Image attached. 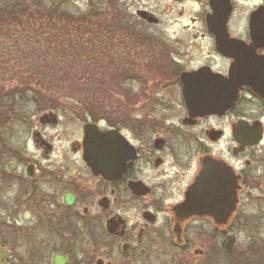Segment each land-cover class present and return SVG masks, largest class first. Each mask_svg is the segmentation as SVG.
<instances>
[{
  "label": "flooded vegetation",
  "instance_id": "1",
  "mask_svg": "<svg viewBox=\"0 0 264 264\" xmlns=\"http://www.w3.org/2000/svg\"><path fill=\"white\" fill-rule=\"evenodd\" d=\"M98 1L78 130L0 72V264H264V0Z\"/></svg>",
  "mask_w": 264,
  "mask_h": 264
},
{
  "label": "trees",
  "instance_id": "2",
  "mask_svg": "<svg viewBox=\"0 0 264 264\" xmlns=\"http://www.w3.org/2000/svg\"><path fill=\"white\" fill-rule=\"evenodd\" d=\"M101 10L105 12H94V20H89L85 16L68 17L66 10L61 9L55 0H0V54L7 51L3 49L16 48L19 56L32 57L3 60L0 70L3 75L8 74L5 78L13 77L12 73L16 67L21 69L18 75L16 74L18 79L46 80L54 77L67 80L65 78L69 69L68 72H72L74 77L72 79L67 77L72 83L65 84L66 88L77 95V98L80 97L76 103L79 101L82 103L84 114L94 117L97 106L94 100L95 93L91 89L95 87L94 80L97 79L98 72L90 63L85 64L79 60L78 49L83 46L81 43L83 39L92 40L96 26L108 29L107 6L102 5ZM71 39L70 46H75V52L63 51L64 40ZM10 63L13 65L8 68L7 65ZM5 70L7 72H4ZM78 80L86 82L78 84L76 83ZM40 85L44 89L36 90L35 97L41 93L43 96L54 94L56 91L55 85L48 83Z\"/></svg>",
  "mask_w": 264,
  "mask_h": 264
},
{
  "label": "rangeland",
  "instance_id": "3",
  "mask_svg": "<svg viewBox=\"0 0 264 264\" xmlns=\"http://www.w3.org/2000/svg\"><path fill=\"white\" fill-rule=\"evenodd\" d=\"M106 1V0H103ZM55 3L59 4L61 9L66 10V13L68 14V17L71 16H75V17H79L81 18V16H85L87 17V19L89 20H94V12H96V10L101 11V5H98L99 1L98 0H55ZM103 6H106L105 2H103ZM108 3V2H107ZM152 10H155L156 7L153 6L151 7ZM160 9V8H159ZM150 29H155V28H150ZM3 41V39H2ZM11 42V41H10ZM9 42V43H10ZM72 43V39L71 40H64V49L63 51H67V52H75V46H70V44ZM62 51V50H61ZM3 65L0 64V68H2ZM14 72H17L18 69H14ZM69 69L67 70V74H68V78L72 79L74 77V74L72 72H68ZM1 72V70H0ZM4 72H7L6 70ZM12 73V76L14 78H16L15 73ZM3 73V72H2ZM5 76H8L7 73H4L3 77L5 78ZM65 78L68 80V78ZM8 78V77H7ZM103 79V78H102ZM37 81V83H35V91L36 90H40L42 91V89H44V87L40 84H43V81H47L49 83L51 82H57L56 79L51 78V79H43L40 78ZM51 81V82H50ZM69 81V80H68ZM11 83V82H10ZM48 83V84H49ZM72 83V82H69ZM68 83V84H69ZM39 84V86L37 87V85ZM54 85V84H52ZM70 85V84H69ZM58 86V89H57ZM19 87L24 88V86H15L14 88ZM49 87V86H48ZM47 87V88H48ZM56 88V91L54 94H47L46 96L42 95V93L37 97L34 98V101L30 102L27 101L26 103H29L27 106H24V111H35V117H38L41 112L46 111V108L51 107L52 105L54 106L55 103H57V109H59L61 111V103L62 102H66L69 107L70 110L64 111V112H60L59 114V120L58 123L56 124L57 128H68L69 130H78L81 126V122H80V117L79 114L77 113V108H76V102L77 99V95L75 96V94L73 92H69V90L66 88L65 85H55L54 86ZM53 88V86L51 87ZM50 88V89H51ZM8 89H10L9 87L4 86L3 87V92L5 93ZM18 89V88H17ZM91 89V87L89 88ZM91 90L94 91V88H92ZM100 92H104L102 90H100ZM33 103V104H32ZM63 111V110H62ZM0 124H2L0 126V130H22V126H20L19 123L15 122L13 119V116L10 112V110H7V105L6 103L0 101Z\"/></svg>",
  "mask_w": 264,
  "mask_h": 264
},
{
  "label": "water",
  "instance_id": "4",
  "mask_svg": "<svg viewBox=\"0 0 264 264\" xmlns=\"http://www.w3.org/2000/svg\"><path fill=\"white\" fill-rule=\"evenodd\" d=\"M47 116H49V118L52 119V124H54L55 121H56V116L53 115V114H50V115H43V116L41 117V121H42L44 118H46ZM84 130H96V129H95V126H94V125L87 123V124H85V126H84ZM85 159L88 160V161H92V159H93L92 154H91L90 151H88V150L86 151V158H85Z\"/></svg>",
  "mask_w": 264,
  "mask_h": 264
}]
</instances>
